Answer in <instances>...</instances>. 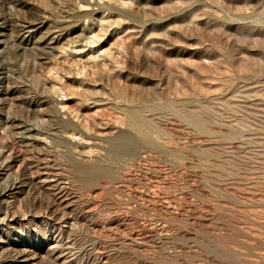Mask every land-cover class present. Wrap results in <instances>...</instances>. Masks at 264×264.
<instances>
[{"label":"rangeland","instance_id":"374dc122","mask_svg":"<svg viewBox=\"0 0 264 264\" xmlns=\"http://www.w3.org/2000/svg\"><path fill=\"white\" fill-rule=\"evenodd\" d=\"M0 264H264V0H0Z\"/></svg>","mask_w":264,"mask_h":264}]
</instances>
